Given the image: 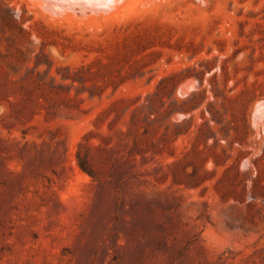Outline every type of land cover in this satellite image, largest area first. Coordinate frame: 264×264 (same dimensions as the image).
Wrapping results in <instances>:
<instances>
[{
	"label": "rangeland",
	"instance_id": "rangeland-1",
	"mask_svg": "<svg viewBox=\"0 0 264 264\" xmlns=\"http://www.w3.org/2000/svg\"><path fill=\"white\" fill-rule=\"evenodd\" d=\"M37 1L0 0V264H264V0Z\"/></svg>",
	"mask_w": 264,
	"mask_h": 264
},
{
	"label": "bare ground",
	"instance_id": "bare-ground-1",
	"mask_svg": "<svg viewBox=\"0 0 264 264\" xmlns=\"http://www.w3.org/2000/svg\"><path fill=\"white\" fill-rule=\"evenodd\" d=\"M95 1H96V0H95ZM98 1H100V0H97V2H98ZM107 1H108V0H107ZM107 1H104V0H103V2H106V3L108 4ZM32 2H33V0H32ZM37 2L44 3L46 7H51V5L55 4L56 2H59V0H38ZM62 2H64V1H62ZM81 2H82V1H81ZM92 2H94V1L92 0ZM92 2H91V3H92ZM115 2H116V1H115ZM119 2H121V0H119ZM119 2H118V3H119ZM33 3H36L35 0H34ZM86 3H87V2H86ZM37 4H38V3H37ZM94 4H95V3H94ZM119 4H120V3H119ZM34 5H35V4H34ZM97 5H98V3L96 4V6H97ZM104 5H105V4H104ZM112 5H113V3H112ZM112 5H111V6H112ZM121 5H122V3H121ZM73 6H74V4H73ZM76 6L78 7V5H76ZM92 6H93V5H92ZM92 6H91V8H92ZM101 6L103 7V5H101ZM113 6H114V5H113ZM113 6H112V7H113ZM115 6H116V5H115ZM41 7H42V6H41ZM74 7H75V6H74ZM112 7H110V8H112ZM62 8H63V7H62ZM106 8H107V7H106ZM106 8H105V9H106ZM113 8H114V7H113ZM115 8H116V7H115ZM115 8H114V9H115ZM85 9H86V6H85ZM98 9H99V11H100V8H98ZM101 9H102V8H101ZM44 10H45V9H44ZM50 10H51V9H50ZM109 10H110V9H109ZM48 12H49V11H48ZM89 12H90V11H89ZM92 12H93V11H92ZM95 12H96V11H95ZM95 12H94V13H95ZM109 12H110V11H109ZM109 12H107V13H109ZM53 13H54V12H53ZM90 13H91V12H90ZM94 13H92V14H94ZM97 13H98V11H97L95 14H97ZM70 14H71V13H70ZM98 14H99V13H98ZM65 15H66V14H65ZM67 15H68V14H67ZM56 16H57V14H56ZM59 16H60V15H59ZM69 17H70V16H69ZM67 18H68V17H67ZM263 103H264V102H262L261 104L263 105ZM259 104H260V103H259ZM262 105H261V106H262Z\"/></svg>",
	"mask_w": 264,
	"mask_h": 264
},
{
	"label": "trees",
	"instance_id": "trees-1",
	"mask_svg": "<svg viewBox=\"0 0 264 264\" xmlns=\"http://www.w3.org/2000/svg\"><path fill=\"white\" fill-rule=\"evenodd\" d=\"M63 77H64V76H63ZM69 77H71L73 81H75L76 79H78V78H76L75 76H72V75L69 76ZM78 156H79L80 165L85 169L86 166H85V164H84L82 158L80 157V154H78Z\"/></svg>",
	"mask_w": 264,
	"mask_h": 264
}]
</instances>
